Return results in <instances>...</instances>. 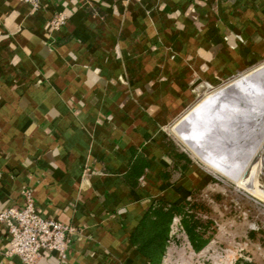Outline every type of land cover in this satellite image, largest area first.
<instances>
[{"label": "crops", "instance_id": "obj_1", "mask_svg": "<svg viewBox=\"0 0 264 264\" xmlns=\"http://www.w3.org/2000/svg\"><path fill=\"white\" fill-rule=\"evenodd\" d=\"M263 65L264 0H0V211L30 190L77 227L40 264H147L144 219L212 181L171 124ZM8 247L0 225V264H23Z\"/></svg>", "mask_w": 264, "mask_h": 264}, {"label": "rangeland", "instance_id": "obj_2", "mask_svg": "<svg viewBox=\"0 0 264 264\" xmlns=\"http://www.w3.org/2000/svg\"><path fill=\"white\" fill-rule=\"evenodd\" d=\"M254 70L230 78L220 87L202 88L194 105L170 126V136L177 147L212 177L210 184L202 192L195 193L188 205L192 213L205 223H212V226L207 235L209 243L201 251L195 252L185 239L179 243L172 242L163 264H262L261 260H264V194L251 182L239 186L231 177H246L249 174L252 161L255 162L261 155L264 139L258 140L253 134L255 129L248 127L244 137L236 140L234 134L239 118L231 110L241 105V96L215 110L217 115L225 117L222 128L232 135L231 138L216 131L210 124L196 130L201 114H192L211 92L237 82ZM243 87L244 95H250L258 102L263 101L264 73L249 77ZM187 114L189 118L184 119ZM240 130H244L243 127ZM216 164L223 168H217ZM261 171L259 181L264 186V164Z\"/></svg>", "mask_w": 264, "mask_h": 264}, {"label": "built area", "instance_id": "obj_3", "mask_svg": "<svg viewBox=\"0 0 264 264\" xmlns=\"http://www.w3.org/2000/svg\"><path fill=\"white\" fill-rule=\"evenodd\" d=\"M34 7L41 5V0H23ZM66 22L63 14L51 21L55 28ZM208 88L214 86L207 84ZM23 204L0 211V225L9 235L7 257H18L23 264H40L54 255L65 258L71 248L77 227L62 223L53 218H45L38 213L35 198L30 190L23 192ZM181 226L176 225V232ZM190 246V244L188 243Z\"/></svg>", "mask_w": 264, "mask_h": 264}, {"label": "bare ground", "instance_id": "obj_4", "mask_svg": "<svg viewBox=\"0 0 264 264\" xmlns=\"http://www.w3.org/2000/svg\"><path fill=\"white\" fill-rule=\"evenodd\" d=\"M261 73H264L263 66L257 68L252 73H248L242 76L237 82L231 83L223 88L211 92L205 99L200 101L199 106L196 109H194V111L192 112V114L196 112H199L201 114V118L197 121L195 125L196 130L202 129L207 124H210L212 127H214L216 131L220 132L226 137L231 138L232 135L224 131V129L222 128V123L225 120V117L223 115L222 116L217 115L215 113V110L221 104L228 105L232 103L233 99H236L241 96L239 100L240 103L242 102L241 105L231 110L234 112L235 116L239 118L237 129L234 134L236 140L240 141L244 137L248 127L249 128L252 127L253 130L255 129L253 134L257 136L258 140H263L264 139V130H263L264 100L258 102L250 95H244L246 93H244V87H243L249 77L253 78L255 76L260 75ZM187 118H189L188 114L186 117H184V119ZM241 127H243L244 130H240ZM261 128L263 131H260ZM261 149L262 152L260 157L255 162L252 161V164L250 165L251 166L250 172L248 175L246 174L247 175L246 177H242V176L236 177L233 175L231 177L235 181V183L239 186L246 182H251V184L257 190H259L260 193L264 194V186L259 181V173L263 172L261 171V169H262V165L264 164V145ZM216 165L217 168L220 169L223 168V166L219 167L218 164Z\"/></svg>", "mask_w": 264, "mask_h": 264}, {"label": "trees", "instance_id": "obj_5", "mask_svg": "<svg viewBox=\"0 0 264 264\" xmlns=\"http://www.w3.org/2000/svg\"><path fill=\"white\" fill-rule=\"evenodd\" d=\"M189 202L158 205L153 212L155 219L151 220V214L144 219L138 233V250L148 258L147 264H163L162 257L172 242L185 239L195 252L209 243L207 235L212 223H205L192 213ZM176 225L181 226L179 232H176Z\"/></svg>", "mask_w": 264, "mask_h": 264}]
</instances>
